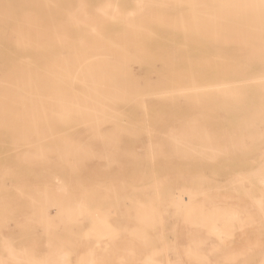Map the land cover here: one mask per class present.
<instances>
[{"label":"rangeland","instance_id":"374dc122","mask_svg":"<svg viewBox=\"0 0 264 264\" xmlns=\"http://www.w3.org/2000/svg\"><path fill=\"white\" fill-rule=\"evenodd\" d=\"M7 1L0 264H264V0Z\"/></svg>","mask_w":264,"mask_h":264},{"label":"crops","instance_id":"0c3cea01","mask_svg":"<svg viewBox=\"0 0 264 264\" xmlns=\"http://www.w3.org/2000/svg\"><path fill=\"white\" fill-rule=\"evenodd\" d=\"M8 15H9V9H8V1L7 0H0V47L2 45V41H3V37L7 31V27H8ZM66 157H68V155L66 154ZM82 162L79 161L78 164H80ZM68 165L69 168V174L71 175L70 177H68L69 181L71 182V184L83 195H85L86 197H88L89 199H93L96 201H100L103 203H111V202H115L118 199H121L122 197H130V198H136L137 196L133 195L137 192V190H134L136 187L131 186L130 184L127 186H124V181H123V186L122 184L119 185L118 187H115V193H114V197L112 198L110 191H111V186L110 183L108 182L107 184L104 183V180H91L88 181L86 179H84V177L82 176L84 173H82V169L76 167V162L75 161H68ZM66 167V165H65ZM95 172H103L105 171L102 168H99L96 166V168L92 169ZM90 171V170H88ZM109 172L113 171L112 169L108 170ZM138 185L140 186V180H138ZM119 189L120 191L123 190V195L120 196L121 198H119ZM149 196V197H148ZM146 197L151 198L152 197V201L148 200V204L145 205L143 207V211L147 212V213H143L145 215V218L147 219L145 222H142L141 220H135L133 217H124V222L127 223L128 225H152L154 223H158L159 225H162V221L161 218L157 217V213L159 206H157L156 201L160 202V198H161V194L159 193V191H154L152 193V195H147ZM158 199V200H157ZM147 214V215H146ZM156 215V221L157 222H153V220L155 219V217H153V215ZM149 215V216H148ZM119 217H117L115 219V221H119L121 222L122 220H118ZM111 223V220H104L102 222H100V225H109ZM87 252L89 253V258H87ZM82 251V254L80 256L77 257L76 262L80 261V263L78 264H93V261H95V259L93 258V255L90 251Z\"/></svg>","mask_w":264,"mask_h":264},{"label":"bare ground","instance_id":"6f19581e","mask_svg":"<svg viewBox=\"0 0 264 264\" xmlns=\"http://www.w3.org/2000/svg\"><path fill=\"white\" fill-rule=\"evenodd\" d=\"M260 72H261V71H260ZM263 72H264V71H263ZM64 167H65V164H64ZM263 177H264V176H263ZM258 182L261 183V184H264V178H262V177H261L260 179L258 178ZM257 186H258V187H261V186H259V185H257ZM254 187H256V184H255ZM254 187H253V188H254ZM246 196H247V194H246ZM239 199H240V198H239ZM250 200H251V199H250ZM251 202H253V199H252ZM246 204H247V201H246ZM253 204H254V203H253ZM255 204H256V203H255ZM254 206H255V205H254ZM36 207H37V206H36Z\"/></svg>","mask_w":264,"mask_h":264}]
</instances>
